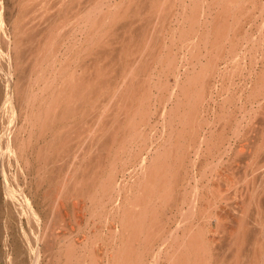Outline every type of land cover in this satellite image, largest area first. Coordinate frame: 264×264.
<instances>
[{
  "label": "rangeland",
  "instance_id": "obj_1",
  "mask_svg": "<svg viewBox=\"0 0 264 264\" xmlns=\"http://www.w3.org/2000/svg\"><path fill=\"white\" fill-rule=\"evenodd\" d=\"M136 1L0 0V264H170L171 255L176 249L180 252L179 256L182 252V257L183 254L188 255L185 245L196 234H201L205 238V244L210 246L213 243L212 237L216 238L215 242L218 239V245L220 243L224 246L217 247L214 242V246L221 247L224 251L221 253L218 249L220 256L232 259L235 245L233 237L237 231L239 214L249 204L254 182H258L260 175L264 173V140L261 137L264 115L257 113L260 104H264V0H240L242 7L244 6L242 16L250 14L251 19L248 20L250 16L246 15V20L243 18L248 23L245 24L244 36L237 39L239 42L236 40L237 44L240 43L235 47L238 53L236 56L228 53V58L219 62L215 54V59L211 58L213 60L203 54L199 63V59L194 58L197 55L193 54L200 51L201 47L205 52L200 37L204 35L201 32L206 29L203 27L206 14L215 8V12L211 13L212 17L208 16L212 20L216 16L214 14H217L216 8L218 7V11L222 10L223 2L185 0V21L181 18L183 26L181 22H175L171 26L174 29L177 27V31L169 26V33L164 34L161 44L164 48L160 49L165 62L158 63V59L154 63L156 69L150 80L152 94L150 93L149 98L145 97V71L150 68L147 64L152 61L151 52L157 51L154 50L155 47L162 43V35L158 29L161 19L169 13L168 3L171 0H158L156 7L142 11H135ZM127 2L129 14L119 17L120 10H124ZM216 3L218 6H215ZM180 4L176 0L175 6ZM102 16L107 17L106 21H100ZM198 17H201L196 26L199 29L193 36L190 26ZM127 22L131 42L129 41V49L125 51L122 67L124 70L134 68L131 83H134V86L131 85L134 89L131 91L136 93L132 97L134 104H131L129 119L133 120L132 126L133 123L137 125L129 129L131 139L129 137V143L125 144L127 147L124 145L116 154L114 151L118 145L115 144L116 149L107 158L109 161L102 166L95 164L98 162L95 158L102 152V144L108 137L104 134H108L106 131L114 118L109 110L119 100L116 96H111L119 82L116 76H121L119 72L122 67L117 61L121 62L118 53L120 40L128 35L125 33ZM153 27L154 30H151ZM259 29L263 32L260 33ZM196 43V48L190 47ZM184 44L186 47L183 48ZM106 45L113 52L99 60L102 68L99 78L87 82L94 70L92 66L96 63L95 59L99 58ZM178 65L180 71L176 67ZM216 65L223 71H228L224 72V78L220 72L223 79L220 74L216 75L217 79L211 77L209 92L204 100L193 99L191 102L193 105L196 102L199 112L196 120L199 124L201 121L193 135L191 129H182L183 124L181 120L180 123L178 121L180 114L192 105L188 102L192 99L187 95L186 98L182 96L185 94H182L184 90L180 93L177 83L186 85V90H190L193 80L191 84L188 81V86L189 78L199 76L201 71L203 73V68L214 71L217 69ZM180 72V79H177L175 74ZM125 74L127 72L121 77ZM83 82L90 83L94 94L84 100V105L80 103L79 109L73 112V98ZM62 85L68 86V92L65 91L68 94L64 96L67 98L61 106H69L70 112L64 115L60 113L50 120L48 110L56 96H60ZM75 87L77 89H73ZM178 93L180 95H176ZM181 96L184 102L190 104L183 107L181 103L180 110L176 109L178 112L175 118V106L178 108L177 100ZM100 109L105 112L102 114L105 118L112 117L108 123L110 120H105L101 115L106 122L104 124L102 118L101 121L104 125L108 123V129L100 123L98 131L96 126L92 129V125ZM142 115L147 116L148 121L140 122ZM170 116L176 121H172ZM177 129H182V137ZM90 130L102 139L87 141ZM62 137L66 140L63 143L60 140ZM170 146H174L172 149L177 148L173 153L181 156L173 154ZM158 147L163 152L161 160L165 159L167 164L164 161L159 165L150 164L153 151ZM165 152H170L174 158L179 156V161L178 158H170ZM74 153L78 154L77 159ZM85 153L88 159L85 158L86 163L79 168L75 162L80 161V156ZM114 154L116 158L113 157ZM164 154L166 158L175 161L166 160ZM54 157L57 158L56 163L48 164ZM143 158L146 164H143ZM111 160L112 164L109 163ZM70 161H74L73 165ZM152 165L163 167L160 168L166 174L162 175V182L166 183L163 185L164 189L161 188L160 192L156 191L149 197L145 185ZM169 168L170 173L167 170ZM75 169L78 174L76 176L73 174ZM71 181L73 183L68 185ZM217 214L220 216L215 218ZM218 224L223 227L219 229ZM249 227L252 238L259 226L250 224L247 229ZM211 231H223L221 235L225 236L220 237L219 233L212 236ZM246 247L251 248V244ZM247 253L242 256V263L248 262L251 254Z\"/></svg>",
  "mask_w": 264,
  "mask_h": 264
},
{
  "label": "bare ground",
  "instance_id": "obj_2",
  "mask_svg": "<svg viewBox=\"0 0 264 264\" xmlns=\"http://www.w3.org/2000/svg\"><path fill=\"white\" fill-rule=\"evenodd\" d=\"M70 1H73V0H70ZM134 1V0H133ZM158 0H137L136 2H134V3H137V4H135L136 5V9L137 10H135V8H133V10H135V11H142V10H144V9H148V10H150L151 8H153V7H156L157 5H156V2H157ZM160 1V0H159ZM180 2H181V6L179 7L178 5H176L175 6V4H176V0H171V2L170 3H168L169 4V7L168 8H170V9H168L169 10V13L165 16V18H163V19H161L162 21H160V28L158 29V31L160 30V33H161V35H162V43H159V45H157L156 47H155V49L154 50H157V51H154V52H151V53H153V58H152V61L150 62V64L148 63L147 65H150V68H146V74H145V88L144 89H146V96L145 97H150V95L152 94L151 93V84H150V80H151V76H152V73H153V71L156 69H154V66L156 67V65H154V63H155V61H157L158 59H160V60H158L157 62L158 63H162V61H164V57H163V55H162V50L160 49V48H164L161 44H163V37H164V34L166 33V34H168L169 33V31L167 30L168 28H170L169 26H171L172 24H174L175 22L176 23H180L181 22V18L183 17H185V14H186V6H185V0H179ZM218 1H221V2H223V4H222V10H220V11H218L219 9H217L216 8V13L217 14H214V15H216L215 17H214V15H213V19L212 20H210V19H208V16H210V17H212L211 16V13H212V11H214L215 12V8L211 11V10H209L210 12L209 13H207L206 15V19L204 20V25H203V27L205 26V28L206 29H204V31H203V29H202V31H203V33L201 32V35H203V36H201L200 37V42H203V44H204V47L205 48H203L204 50H205V52L204 51H202V47L200 48V47H198V49L200 48V51L198 50V52H200L199 54H198V52L196 53H194L193 54V56L194 55H197V56H194V58H197V59H199V60H197V62L199 61L200 62V57H203L204 55H205V57L206 56H210L209 58L211 59V58H214L213 56H214V54L216 55V57L218 56V58L216 59L217 61H218V59H219V62L220 61H222L223 62V60H225V59H227L226 58V55H228V53L230 54V53H234V56H236L238 53H236V51H237V49H235V47L237 46V45H240V43L239 44H237L236 43V40L238 39L239 40V38H241V36H244L243 34V32H244V30L246 29L245 28V24H247L248 22H246L245 23V21L244 20H246L245 18H247V17H245V15H244V17L242 16L244 13H243V7H242V5H241V3H240V0H225V1H223V0H217V2ZM126 2V1H125ZM132 2V1H131ZM168 2V1H167ZM199 2V1H198ZM64 3V2H63ZM66 3H68V2H66ZM159 3V2H158ZM187 4V3H186ZM221 4V3H220ZM159 5V4H158ZM215 5V4H214ZM197 6V5H196ZM210 6V5H209ZM215 6H218L217 5V3H216V5ZM220 6V5H219ZM221 7V6H220ZM246 7V6H245ZM98 8V7H97ZM211 8H212V6H211ZM163 10V9H162ZM245 10V9H244ZM250 10V9H249ZM134 11V12H135ZM200 11V10H199ZM119 12V11H118ZM149 12V11H148ZM191 12V11H190ZM196 13H197V11H195ZM203 12V11H202ZM141 13H143V12H141ZM156 13H158V12H156ZM195 13V14H196ZM129 14V3L127 2V5L124 7V10H120V15H118L119 17H122L123 15H128ZM140 14V13H139ZM199 14V13H198ZM198 14H197V16H198ZM203 14V13H202ZM104 15H105V13H104ZM118 16H116V18L118 17ZM153 16H154V14H153ZM152 16V17H153ZM188 16V15H187ZM246 16H250V14L249 15H246ZM114 17V16H113ZM139 17V16H138ZM164 17V16H163ZM202 17V16H201ZM201 17H198V18H196V20L195 21H193L192 22V26H190L191 27V32L193 33V36H194V34H196L197 33V31H198V29L196 28V26H197V24H199L200 22H199V18H201ZM105 18L107 19V17L106 16H102L101 17V19H100V21L101 22H103L104 20H105ZM243 18H244V20H243ZM157 19H159V18H157ZM248 20L249 19H251V16H250V18L248 17L247 18ZM137 20V19H136ZM147 20V19H146ZM183 20V19H182ZM106 21V20H105ZM134 21V20H133ZM150 21V20H149ZM184 21H185V18H184ZM202 21V20H201ZM99 22V21H98ZM142 22V21H141ZM152 22V21H151ZM151 22H150V25H151ZM173 22V23H172ZM199 22V23H198ZM264 22V21H263ZM124 23V22H123ZM133 23V22H132ZM154 23V22H153ZM152 23V24H153ZM182 23L184 24V22L182 21L181 22V25H182ZM147 24V23H146ZM141 25V24H140ZM154 25H158V24H154ZM183 26V25H182ZM210 26V27H209ZM258 26V25H257ZM151 27V26H150ZM201 27V26H200ZM126 29H125V33H127L128 35H126V39L125 38H123L122 40H120V44H121V46L119 47V55H120V59H121V62H119L120 60H118L117 62L118 63H120L121 64V67L123 66L122 64H123V62H124V58H125V56H126V50L127 49H129V38H130V36H129V22H127V26L125 27ZM140 28V27H139ZM171 28H173L172 26H171ZM177 28V27H176ZM175 28V29H176ZM181 28V27H180ZM157 29V28H156ZM174 29V28H173ZM174 29V30H175ZM260 29L261 30H263V28H261L260 27ZM260 29H259V31H260ZM135 30V29H134ZM143 30H144V28H143ZM150 30V29H149ZM151 30H154V27H153V29L151 28ZM180 30H182V29H180ZM136 31V30H135ZM166 31H168V32H166ZM175 31H177V30H175ZM184 31V30H183ZM190 31V30H189ZM264 31V30H263ZM263 31H260V33H262ZM147 32H149V31H147ZM171 32V31H170ZM174 32V31H173ZM185 32V31H184ZM200 32V31H199ZM198 32V33H199ZM248 31H245V33H247ZM123 33V32H122ZM151 33V32H150ZM159 33V32H158ZM188 33H190V32H188ZM108 34V33H107ZM187 34V33H186ZM154 35V34H153ZM176 35V34H175ZM263 35H264V33H263ZM144 36V35H143ZM200 36V35H199ZM259 36H262V35H259ZM109 37V36H108ZM146 37V36H145ZM183 37V36H182ZM181 37V38H182ZM205 37V38H204ZM107 38V37H106ZM122 38V37H121ZM133 38V37H132ZM172 38H173V36L171 37V40H172ZM175 38V37H174ZM184 38V37H183ZM192 38V37H191ZM194 38V37H193ZM197 38V37H196ZM148 39V38H147ZM154 39V38H153ZM152 39V40H153ZM160 39V38H159ZM188 39V38H187ZM113 40V39H112ZM118 40V39H117ZM146 40V39H145ZM175 40V39H174ZM237 40V42H239ZM127 43H126V42ZM149 41V40H148ZM182 41V39L180 40V42ZM109 42V41H108ZM110 42H111V40H110ZM126 44H125V43ZM131 42V41H130ZM151 42V41H150ZM159 42V41H158ZM171 42V41H170ZM175 42V41H174ZM183 42H185V41H183ZM189 42V41H188ZM262 42H264V41H262ZM112 43V42H111ZM165 43V42H164ZM172 43V42H171ZM186 43V42H185ZM190 43V42H189ZM198 43H199V40H198ZM198 43H196L195 44V46L193 45H191L190 47L192 48V47H197L196 45H198ZM138 44V43H137ZM142 44V43H141ZM158 44V43H157ZM200 44V43H199ZM237 44V45H236ZM242 44V43H241ZM102 45V44H101ZM154 46V45H153ZM162 46V47H161ZM183 46V48H184V46L186 47V45L184 44V45H182ZM182 46H180L181 48H182ZM108 47V45H106V46H104L103 47V49H102V51H101V54H99V58L98 59H95L96 60V63L94 64V66H92L93 68H94V70L92 71V73L90 74V76L88 77V79H87V82H88V80H89V82H91L90 80L92 79V80H97L98 78H99V75H100V71H101V69L102 68H100V64H99V60H103L104 59V57L105 56H107V55H109L110 53H112L113 51H110L109 49H111V48H107ZM189 47V48H190ZM240 47V46H239ZM152 48V47H151ZM161 50L159 53H157L158 52V50ZM180 50V49H179ZM194 50V49H193ZM236 50V51H235ZM118 51V50H117ZM126 51V52H125ZM150 51V50H149ZM153 51V50H152ZM189 51V50H188ZM195 51H197V50H195ZM235 51V52H234ZM239 52V51H238ZM151 53H150V55H151ZM236 53V54H235ZM204 54V55H203ZM118 55V54H117ZM150 55H149V58H151L150 57ZM202 55V56H201ZM232 55V54H231ZM230 55V56H231ZM147 56H148V53H147ZM212 56V57H211ZM233 56V55H232ZM231 56V58H233ZM138 58V57H137ZM148 58V60L150 61L151 59H149ZM237 58V57H236ZM118 59H119V57H118ZM208 59V58H207ZM215 59V58H214ZM234 59V58H233ZM98 60V61H97ZM137 60V59H136ZM211 60H213V59H211ZM215 60V61H216ZM231 59H230V57H229V61H230ZM113 61H114V59H113ZM214 61V62H215ZM134 62V61H133ZM138 62V61H137ZM165 62V61H164ZM169 62V61H168ZM170 62H172V61H170ZM198 62V63H199ZM225 62V61H224ZM233 62V61H232ZM135 63H136V61H135ZM190 63V62H189ZM230 63V62H229ZM112 64V63H111ZM157 64V63H156ZM162 64H164V63H162ZM202 64V63H201ZM207 64L208 65H210L208 62H207ZM205 65V66H207L208 67V65ZM221 64V63H220ZM226 64H228V61H227V63H225L224 65L226 66ZM108 65V64H107ZM118 65V64H117ZM176 65V64H175ZM222 65V64H221ZM171 66V65H170ZM173 66V65H172ZM211 66V65H210ZM213 66V65H212ZM225 66H223L224 68H226ZM126 67V66H125ZM176 67H178V70L180 69V67H179V65L178 66H176ZM216 67H217V65H216ZM131 68V67H130ZM203 68V67H202ZM213 68V67H212ZM118 69V68H117ZM125 68H123L122 67V71L124 70ZM160 69V68H159ZM187 69V68H186ZM204 70H203V73H202V71H201V73H200V75L198 76H196V75H194V78H192V79H188L187 80V82L190 80V84H191V81H192V85L190 86V84H189V82L187 83V85L188 86H190L189 88H190V90H186L187 89V86L185 85V86H182V84H178L177 82V88L179 87V92L181 91H183L182 92V94H184V95H182V96H185V98H186V95H187V97L188 98H190V99H192L191 101H189L188 100V98L186 99V100H188V102H192L193 101V99L195 100L196 99V101L197 100H199V101H202V100H204L205 99V96H206V94H207V92H209L208 91V88H209V86H210V83H211V77L212 76H214V77H216V75L218 76V74H220V72H222L223 74V78H224V75H225V73L224 72H226V70H222V69H220V67H217V69H215L214 71H212L211 69L209 70L208 68H203ZM214 69V68H213ZM164 70V69H163ZM170 70V69H169ZM177 70V71H178ZM218 70H219V73H218ZM121 71V72H122ZM180 71V70H179ZM228 71V70H227ZM121 72H119V75H123V73H125V72H127V74H125L123 77H121V76H116V80L117 81H119L118 83H117V87H116V90L114 91V93L112 94V96L111 97H113V95L114 96H116L117 97V99L119 98V100L113 105V107H112V109L111 110H109V112L110 111H112V113L113 114H111L112 116L114 115V118L112 119L113 121L111 122V120L109 119L110 117H112V116H109L108 114L106 115V117H108L109 116V120L110 121H108V123H110L111 122V125H110V127H109V130L108 131H106V132H108V134L107 133H105L104 135L106 136H108V137H106L105 138V136L103 135V134H101V135H103L104 136V138H105V143L104 142H101V143H104V144H102V152H100V151H98V152H100V153H98V157L96 156V158L95 159H97L96 161H98V162H96L95 164H102V166H103V164H106L105 162H108L109 160H107V158L109 157V155L111 154V152L113 151V150H115L116 149V147H114L115 146V144H117L118 146H117V150L116 151H114V153L116 152V154L117 153H119L118 151L120 150V149H122V147L126 144H128L129 143V137H130V130L132 129V127H134V126H136L134 123H133V126H132V121L133 120H130L131 118L129 117V113L132 111L131 109V104L133 103V100H132V97H133V95L136 93H133V91H131V89L133 88V84H131L132 83V79L134 78V77H132V76H134V74H132V73H134V68L133 69H127V70H124L122 73ZM121 73V74H120ZM140 73H143V72H140ZM227 73V72H226ZM115 74V73H114ZM136 74V73H135ZM140 76V75H139ZM154 76V75H153ZM153 76H152V78H153ZM159 76V75H158ZM180 76H181V72L180 73H176L175 74V77L177 78V79H180ZM135 77H136V75H135ZM192 77V76H191ZM220 77H221V74H220ZM221 77V78H222ZM87 78V77H86ZM222 78V79H223ZM120 79V80H119ZM216 79H217V77H216ZM84 80H85V77H84ZM115 80V81H116ZM219 80H220V78H219ZM219 80H217V81H219ZM82 81H83V79H82ZM160 81V80H159ZM177 81V80H176ZM202 83H201V82ZM86 82V81H85ZM85 82H83V85L78 89V92H77V94H75V96L77 97H74L73 99V101H74V106H73V112L75 111H77L78 109H79V107H78V105L80 104V103H83V102H85L84 100L86 99V98H90V96L92 95V94H94L93 93V90H92V86H90V83L88 84V83H85ZM180 83H181V81H179ZM201 83V85H200V83ZM223 82V81H222ZM258 82V81H257ZM67 84V83H66ZM92 84V83H91ZM131 85H133V86H131ZM64 86V87H63ZM157 86V85H156ZM197 86H198V88H197ZM199 86H201V88H199ZM212 86V85H211ZM216 86V85H215ZM223 86V85H222ZM222 86H220V87H222ZM78 87H79V85H78ZM141 87V86H140ZM58 88H60V87H58ZM57 88V89H58ZM158 88V87H157ZM162 88V87H161ZM185 88V89H184ZM188 88V89H189ZM68 90V86H66V85H62L61 86V89H60V91H59V93H60V96L58 95V98H57V96H56V98L55 99H57V100H55L54 99V102L51 104V106H50V108H49V110H48V117H51L50 118V120L52 119V117L54 118V116H59L60 115V113L62 114V115H64L66 112H68L69 110H68V108H69V106H64V107H62L61 106V103L63 102V100H65L66 98L64 97L65 95H66V93L68 92L67 90ZM73 89H77L76 87L75 88H73ZM134 89V88H133ZM59 90V89H58ZM177 90V89H176ZM65 91H67V92H65ZM95 91V90H94ZM97 91V90H96ZM136 91V90H135ZM172 91V93H174L173 91L174 90H171ZM212 91V90H211ZM210 91V92H211ZM219 91V90H218ZM142 92V91H141ZM144 93H145V90L143 91ZM176 92V91H175ZM180 92V93H181ZM58 93V94H59ZM74 93V92H73ZM97 93V92H96ZM151 93V94H150ZM171 93V94H172ZM177 93V92H176ZM191 93V94H190ZM212 93V92H211ZM221 93V92H220ZM68 94V93H67ZM196 95V98H194L195 96L194 95ZM213 94V93H212ZM259 94V93H258ZM264 94V93H263ZM176 95H180L179 93L178 94H176ZM176 95H174V96H176ZM189 95H191V96H189ZM194 97H193V96ZM67 96V95H66ZM74 96V95H73ZM181 96V97H182ZM252 96V95H251ZM261 96H262V94H261ZM191 97H193V98H191ZM222 97V96H221ZM256 97H257V95H256ZM260 97V96H259ZM263 97V99H264V95L262 96ZM71 98V97H70ZM115 98V97H114ZM113 98V99H114ZM180 98V97H179ZM110 99H112V98H110ZM143 99V98H142ZM151 99V98H150ZM178 99V98H177ZM183 97L181 98V99H178L177 101H178V104H179V106H178V104H176L177 106H178V108L175 106V110L177 109V110H180V105H181V103L183 104V107H185V104H187V105H189L190 103H188L187 101H185V102H187V103H185L183 100ZM223 99H224V97H223ZM116 100V99H115ZM147 100V99H146ZM180 100V101H179ZM181 100L183 101V102H181ZM185 100V99H184ZM111 101V100H110ZM151 101V100H150ZM113 102V101H112ZM180 102V103H179ZM195 102V101H194ZM110 103V102H109ZM258 103H259V101H258ZM77 104V105H76ZM103 104V103H102ZM106 104V103H105ZM134 104V103H133ZM132 104V105H133ZM139 104V103H138ZM192 105H193V103H191ZM198 104V103H197ZM76 105V106H75ZM83 105H84V103H83ZM110 105H111V103H110ZM109 105V106H110ZM186 105V106H187ZM192 105L190 106L189 105V107L188 108H186L185 110H184V112H183V114H180V116H179V123H180V120H181V124H183V125H181V128L183 127V128H185V129H187V128H189V129H191V132H193L192 134L194 135L195 134V130H197L196 128V126L197 125H200L201 124V121H200V124H199V122L197 121L198 120V118H197V112H198V110H197V106H196V102L194 103V105H193V107H192ZM256 105V104H255ZM61 106V107H60ZM81 106V105H80ZM71 107V106H70ZM75 107H76V109H75ZM104 107V106H103ZM105 107H106V105H105ZM135 107V106H134ZM206 107V106H205ZM72 108V107H71ZM139 108V107H138ZM173 108V107H172ZM203 108V107H202ZM257 108V107H256ZM147 109V108H146ZM190 109V110H189ZM192 109V110H191ZM201 109V108H200ZM253 109H255V108H253ZM102 109H100L99 110V112H97V114H96V119L94 120V123H93V125H92V129H94L93 127H95L96 126V128H97V126H98V128H100V123H101V125H104L105 124V120L107 119V118H105V115H102L103 114V112L104 111H101ZM104 110V109H103ZM147 110H149V109H147ZM176 110V113L174 112V111H172L173 112V114L175 115V118H176V115H177V111ZM189 110V111H188ZM150 111V110H149ZM163 111V110H162ZM206 111V110H205ZM70 112V111H69ZM146 112V111H145ZM151 112V111H150ZM149 112V113H150ZM171 112V113H172ZM180 112V111H179ZM181 112V113H182ZM115 113V114H114ZM199 113V112H198ZM249 113V112H248ZM256 113V112H255ZM258 114H260V115H264V104H260V107H259V111L257 112ZM104 114H105V112H104ZM142 114H144L145 115V113H142ZM146 114H147V112H146ZM153 114V113H152ZM179 114V113H178ZM101 115L102 116H104V118H105V120L103 119V117H101ZM171 115V114H170ZM174 115H172V116H174ZM143 116V115H142ZM147 116H149L148 114H147ZM147 116H143L141 119H140V122L141 121H143V122H145V121H148V118H146ZM47 117V118H48ZM178 117V116H177ZM201 117V116H200ZM101 118L104 120L103 121V123H102V121H101ZM130 118V119H129ZM133 118V117H132ZM170 118H171V116H170ZM196 118H197V120H196ZM55 119H56V117H55ZM107 119V120H108ZM135 119V118H134ZM147 119V120H146ZM150 119V118H149ZM172 119V121H176L175 119H173V118H171ZM204 119V118H203ZM260 119V118H259ZM57 120V119H56ZM205 120H206V117H205ZM252 120V119H251ZM263 120V119H262ZM47 123H48V121L47 120H45ZM52 121H55V120H52ZM196 122H198V123H196ZM204 122V121H203ZM44 123V122H43ZM108 123H106V125H104L103 127L104 128H107V124ZM137 123V122H136ZM169 123H171V121L169 122ZM177 123V122H176ZM208 123V122H207ZM45 124V123H44ZM49 124V123H48ZM48 124H47V126H48ZM174 124V123H173ZM178 124V123H177ZM205 124V123H204ZM171 125V124H170ZM44 126V125H43ZM46 126V127H47ZM204 126V125H203ZM89 127V126H88ZM102 126H101V128H103ZM138 127V126H137ZM170 127H172V126H170ZM178 127V126H177ZM97 128V130L99 131V129ZM131 128V129H130ZM136 128V127H135ZM173 128V127H172ZM182 128V129H183ZM91 129V130H92ZM108 129V128H107ZM110 129H112V130H110ZM130 129V130H129ZM182 129H180L181 131H182ZM199 129V128H198ZM263 129V128H262ZM90 130V131H91ZM178 130V129H177ZM180 130H178L179 131V133H180V136L182 137V135H181V131ZM94 132H95V130H93ZM101 131V130H100ZM110 131V132H109ZM130 131V132H129ZM133 131V130H132ZM173 131H174V129H173ZM172 131V132H173ZM177 131V132H178ZM187 131H189V130H187ZM206 131V130H205ZM211 131V130H210ZM104 132V131H103ZM136 132V131H135ZM183 132V131H182ZM186 132V131H185ZM191 132H189L190 134H191ZM260 132V131H259ZM96 133V132H95ZM94 133V134H95ZM101 133H102V131H101ZM134 133V132H133ZM174 133V132H173ZM88 135H87V137H86V140L87 139H89V142H90V139L93 141V139H96V140H101L102 138H101V136L100 135H94V134H92V131L90 132V133H87ZM175 134V133H174ZM185 134V133H184ZM192 134L190 135V137L192 136ZM135 135V134H134ZM171 135V134H170ZM64 137V136H63ZM61 138L60 140H61V143H63L62 141H66V140H64L65 138ZM98 137H100V139L98 138ZM133 137V136H132ZM179 137V136H178ZM178 137H176V138H178ZM255 137V136H254ZM261 137L263 138V140H264V129H263V132L261 133ZM171 138V137H170ZM130 139H131V137H130ZM179 139V138H178ZM185 139H187L186 137H185ZM184 139V140H185ZM86 140H84V141H86ZM96 140H95V142H96ZM171 140V139H170ZM180 140V139H179ZM88 141V140H87ZM176 141H178L177 139H176ZM190 141V140H189ZM203 141V140H202ZM89 142H88V144H89ZM98 142V141H97ZM82 143V142H81ZM85 143V142H84ZM92 143V142H91ZM99 143V142H98ZM162 143V142H161ZM190 143V142H189ZM202 143V142H201ZM60 144V143H59ZM83 144V143H82ZM176 144H177V142H176ZM180 144V143H179ZM178 144V145H179ZM63 145H65V143L63 144ZM85 145H86V143H85ZM125 145V146H126ZM173 145V144H172ZM184 145V144H183ZM200 145V144H199ZM202 145V144H201ZM262 145V144H261ZM264 145V144H263ZM80 146V145H79ZM87 146V145H86ZM101 146V145H100ZM179 146H181V145H179ZM58 147H61L60 145L58 146ZM81 147V146H80ZM83 147V146H82ZM88 147V146H87ZM97 147H99V145L97 146ZM127 147V146H126ZM161 147V146H160ZM160 147H158V148H156L155 149V151H153L154 152V155L152 156V159H151V162H150V164H161V163H163L162 161H164V160H161L162 159V154H163V152H161V149H160ZM171 147V149L174 147H172V146H170ZM175 147H177L176 145H175ZM192 146H190V148H191ZM226 147V146H225ZM63 148V147H62ZM89 148V147H88ZM164 148V147H163ZM209 148V147H208ZM56 149H57V147H56ZM86 149V148H85ZM125 149V148H124ZM171 149H169L170 150V152H171ZM175 149H177V148H174V149H172V153H173V150H175ZM199 149H200V147H199ZM88 150V149H87ZM86 150V151H87ZM100 150V149H99ZM186 150V149H185ZM59 151V150H58ZM61 151V150H60ZM85 151V150H84ZM83 151V152H84ZM89 151V150H88ZM150 151H151V149H150ZM165 151V150H164ZM176 151V150H175ZM179 151V150H178ZM188 151V150H187ZM225 151V150H224ZM170 152H165L166 153V155H168V156H170V158H171V156L172 155H170ZM61 153V152H60ZM60 153H59V155H60ZM77 153H78V151H77ZM169 153V154H168ZM189 153V152H188ZM75 155H76V157H75V155H74V157L77 159V155L78 154H76V153H74ZM86 154L87 153H85V154H83L82 156H80V158H79V160L80 161H78V162H75L78 166L77 167H82L83 165L82 164H84V163H86V159L85 158H87L86 157ZM92 154V153H91ZM91 154H88V155H91ZM97 154V153H96ZM173 154H179V153H173ZM199 154V153H198ZM56 154H54V156H55ZM189 155V154H188ZM191 155V154H190ZM63 156V155H62ZM112 156V155H111ZM118 156V155H117ZM167 156V157H168ZM175 156V155H174ZM179 156H181L180 154H179ZM176 157V158H174L173 156V158L174 159H177L178 158V161H179V158L180 157ZM49 157H51V156H48V158ZM52 157H53V155H52ZM56 157H58V153H57V156ZM65 157V156H64ZM113 157H115L116 158V156H115V154H114V156ZM164 157H165V154H164ZM55 158V157H54ZM54 158L52 159V161L50 160L49 161V163L48 164H54V163H56V160H57V158H55V160H54ZM63 158V157H62ZM74 158V159H75ZM166 158V157H165ZM169 157L168 158H166V160L167 159H169V160H172V159H170ZM64 159V158H63ZM88 159V158H87ZM109 159V158H108ZM111 159V158H110ZM122 159V158H121ZM144 159V158H143ZM142 159V160H143ZM147 159V158H146ZM195 159V158H194ZM47 160V159H46ZM59 160H62V159H59ZM126 160V159H125ZM193 160V159H192ZM48 161V160H47ZM145 161V159L142 161V162H144ZM173 162L175 161V160H172ZM57 162H59V161H57ZM74 162V161H73ZM72 161H70L69 163H73ZM88 162V161H87ZM166 161H164V164H167V163H165ZM170 163H171V161H169ZM177 162V161H176ZM63 163V162H62ZM66 163V162H65ZM89 163V162H88ZM91 163V162H90ZM109 163H111L112 164V160H111V162H109ZM169 163V164H170ZM193 163V162H192ZM68 164V163H67ZM114 164H116V163H114ZM143 164H146V161L143 163ZM73 165V164H72ZM81 165V166H80ZM157 165V166H158ZM198 165V164H197ZM213 165V164H212ZM253 165H256V164H253ZM101 166V167H102ZM170 166H171V164H170ZM100 167V166H99ZM161 165L160 166H158V167H156L155 165H154V167H153V165H152V167H151V173L148 175L149 176V178H147V181H148V183L145 185V187L148 189H146V191H148L147 192V194H148V196L150 197V196H152V195H154L155 193H156V191H157V193H158V191L160 192V189L161 188H163V185H164V183H166L164 180V182H162V175L164 176L165 174H163L164 172L161 170V168H163V167H161ZM213 167V166H212ZM71 168H72V166H71ZM216 168V167H215ZM77 169V168H76ZM75 169V171L73 172V174H75V176L76 175H78V174H76L75 172L77 171ZM213 169V168H212ZM89 170V169H88ZM168 170V172L171 170L170 168L169 169H167ZM70 171V170H69ZM81 171V170H80ZM164 171H165V168H164ZM212 171V170H211ZM214 171V170H213ZM171 172V171H170ZM169 172V173H170ZM86 173V172H85ZM147 173V172H146ZM205 173V172H204ZM148 174V173H147ZM146 174V175H147ZM173 174H174V172H173ZM172 174V175H173ZM215 174V173H214ZM147 176V177H148ZM216 176V175H215ZM215 176H214V178H215ZM74 177V176H73ZM168 177V176H167ZM221 177V176H220ZM172 178V177H171ZM170 178V179H171ZM220 179V178H219ZM167 181V180H166ZM57 182V181H56ZM260 182V183H259ZM63 183V182H62ZM67 183H69V182H67ZM73 183V181H71V183H69L68 185H70V184H72ZM255 184H253V193L252 194H250L251 192H249V194H250V197H249V204L248 203H246V204H248V206H244L245 207V209H243V211H241L240 212V214H239V221H238V224H237V231H236V234H235V236L233 237L234 238V242H233V244H235V245H233V252H232V259L231 260H229L230 258H228L227 256V258L226 257H222V256H220V252H218V249L219 250H221V247H224V246H221V244L219 243V245H218V239H217V241L215 242V240H216V238L215 237H212L213 239L211 240L213 243H210V244H212L211 246L210 245H206L205 244V242H204V239H203V237H202V235L201 234H196L195 235V237L192 239V241L191 242H189L188 243V245H185V250H187L188 251V255L187 254H183V256L184 257H182L181 256V254L182 253H184V252H182L181 254H180V256H179V251H177V249L175 250V252L171 255V258H170V264H243L242 263V260H241V258H242V256L243 255H245L246 254V252H248L247 253V255H249V253L251 254V255H249L248 256V262L247 263H244V264H264V173L262 174V176L260 175V178H259V181L258 182H254ZM75 184V183H74ZM65 185H67V184H65ZM76 186H78V185H76ZM251 186V185H250ZM67 187V186H66ZM69 187V186H68ZM249 187V186H248ZM252 187L251 188H249V190H251L252 189ZM246 189H247V187H245ZM164 189V188H163ZM75 190V189H74ZM162 192V191H161ZM245 192H247V191H245ZM162 195V194H161ZM161 195H159L160 197H161ZM154 197V196H153ZM147 198V197H146ZM152 198V197H151ZM157 198V197H156ZM245 201L247 200V199H244ZM148 203V202H147ZM161 203H162V201H161ZM159 204V203H158ZM158 204H156V205H158ZM148 205V204H147ZM151 206V205H150ZM154 207V206H153ZM159 207V206H158ZM195 207V206H194ZM247 207V208H246ZM146 208H147V206H146ZM145 208V209H146ZM152 209V208H151ZM146 211V210H145ZM146 213H147V211H146ZM154 213V212H153ZM125 214V213H124ZM123 214V215H124ZM145 215H147V214H145ZM144 215V217H147V216H145ZM152 215V214H151ZM199 215V214H198ZM201 215V214H200ZM220 215H216V217L215 218H217V217H219ZM129 217V214H128V216H127V218ZM124 219V218H123ZM129 219V218H128ZM145 219V218H144ZM152 219V218H151ZM202 219V218H201ZM200 219V220H201ZM128 222V221H127ZM258 222V223H257ZM222 223V222H221ZM220 223V224H221ZM128 224V223H127ZM142 223H140V225H141ZM220 224H218L217 226H219V229H220V227L222 226V225H220ZM250 224H253L254 226H256V224H258V226L259 227H256L257 228V230H256V234H255V236L253 235V233H252V235L254 236H252V238H251V236H250V233H251V231H250V227L247 229V227L250 225ZM127 226V225H126ZM112 227V226H111ZM223 227V226H222ZM114 228V227H113ZM127 228V227H126ZM128 228H129V224H128ZM217 229H218V227H217ZM221 229H223V228H221ZM110 230H111V228H110ZM214 230V228L212 229V231ZM216 230V229H215ZM115 231V230H114ZM211 231V232H212ZM220 231V230H219ZM113 232V231H112ZM116 232V231H115ZM151 232H153V231H151ZM156 232V231H155ZM215 232V231H214ZM114 233V232H113ZM154 233V232H153ZM216 233H217V231H216ZM216 233H213L212 232V236H213V234H214V236L216 235ZM219 233V232H218ZM217 233V234H218ZM221 233H223V231H221ZM221 233H219L220 234V237L222 236L221 235ZM156 236V235H155ZM223 236H225V234L223 235ZM222 236V237H223ZM219 237V238H220ZM149 239V238H148ZM222 240H224L225 239V237H224V239L223 238H221ZM221 240V241H222ZM149 241V240H148ZM220 241V242H221ZM214 242H215V245H216V243H217V247H219V246H221L220 248H217L216 246H214ZM185 243V242H184ZM223 243V242H222ZM224 244V243H223ZM249 244H251V248L249 247V249H246V248H248V247H246V246H248ZM128 245V244H127ZM127 250H129V248H126ZM223 249V248H222ZM247 250V251H246ZM249 250V251H248ZM222 251V250H221ZM193 252V253H192ZM224 251H222L221 253H223ZM228 253V252H227ZM171 254V253H170ZM193 254V255H192ZM111 255V254H110ZM226 255V254H225ZM35 256V255H34ZM108 256V255H107ZM117 256V255H116ZM193 256V257H192ZM103 257V256H102ZM122 257V256H121ZM126 257V256H125ZM124 257V258H125ZM222 257V258H221ZM246 257V256H245ZM244 257V258H245ZM107 258V257H106ZM116 258H118V256L116 257ZM128 258H129V256L127 257V261H128ZM111 259V258H110ZM117 260V259H116ZM124 260V259H123ZM122 260V261H123ZM116 262V261H115ZM120 262V261H119ZM124 264H126L125 262H123ZM115 264V263H114Z\"/></svg>",
  "mask_w": 264,
  "mask_h": 264
}]
</instances>
